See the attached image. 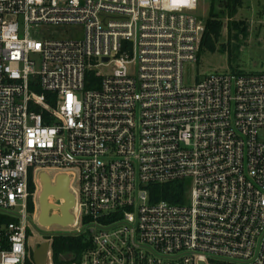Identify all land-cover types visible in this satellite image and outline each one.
<instances>
[{
  "label": "built area",
  "instance_id": "obj_1",
  "mask_svg": "<svg viewBox=\"0 0 264 264\" xmlns=\"http://www.w3.org/2000/svg\"><path fill=\"white\" fill-rule=\"evenodd\" d=\"M203 7L0 0V264H25L42 171L73 185L76 264H264V72L190 79Z\"/></svg>",
  "mask_w": 264,
  "mask_h": 264
},
{
  "label": "rangeland",
  "instance_id": "obj_2",
  "mask_svg": "<svg viewBox=\"0 0 264 264\" xmlns=\"http://www.w3.org/2000/svg\"><path fill=\"white\" fill-rule=\"evenodd\" d=\"M224 1V0H223ZM217 5L222 3V0L215 1ZM210 0H204L203 9L198 11V15L205 18L208 13ZM218 8H220L218 6ZM228 17L225 14L224 20ZM231 20H244L247 25V35L240 37V45L237 50V57L228 62L227 54L220 51L203 52L200 56L198 64L192 66V77L198 76L199 79L204 75L212 72H229V71H245V72H264V0H242L240 7L237 9L236 14ZM60 31L63 28H58ZM227 42V31H223L220 43ZM236 40L232 39L231 44H235ZM50 174H53L50 172ZM46 171H42L39 177L36 178L37 182L41 185L36 191L33 198L34 211L33 217L38 223L35 227V235L29 236V246L35 245L38 241L50 236V233H66V228L57 224H66V212L68 206V195L61 186H66L69 183L67 173H59L51 177ZM66 174V175H65ZM67 176V178H65ZM59 184L55 190L49 186ZM67 181V184L63 183ZM64 184V185H63ZM48 187V191L44 194L43 188ZM68 188V186H67ZM77 189V185H74ZM55 192V193H54ZM58 196V197H55ZM60 200V203L55 205L54 199ZM50 241V239H47ZM69 258V257H66ZM75 264V263H64Z\"/></svg>",
  "mask_w": 264,
  "mask_h": 264
},
{
  "label": "trees",
  "instance_id": "obj_3",
  "mask_svg": "<svg viewBox=\"0 0 264 264\" xmlns=\"http://www.w3.org/2000/svg\"><path fill=\"white\" fill-rule=\"evenodd\" d=\"M216 0H210L208 13L204 18L203 33L200 38L199 52L197 54V62L203 52H215L227 54L228 62L237 57V50L240 45V37L247 35V25L244 20H231L240 7L242 0H222L219 5ZM218 6L220 8H218ZM225 14L228 16L224 20ZM227 31V42L220 43L223 31ZM236 40L235 44H231V40ZM91 74L86 81V88H95L98 80L91 79ZM49 96V94H47ZM187 184L184 180L170 181L162 184H149L150 200L167 201L169 203H182L183 196L186 191ZM29 192H33L34 185L29 182ZM27 209L29 214L34 211L33 196L29 195L27 200ZM1 220L9 221L6 216H2ZM50 239V251L53 264L78 263L83 251L90 246V240L84 233H54L52 236H46ZM69 257V258H66ZM25 264H34L31 257H26Z\"/></svg>",
  "mask_w": 264,
  "mask_h": 264
},
{
  "label": "water",
  "instance_id": "obj_4",
  "mask_svg": "<svg viewBox=\"0 0 264 264\" xmlns=\"http://www.w3.org/2000/svg\"><path fill=\"white\" fill-rule=\"evenodd\" d=\"M65 178H67V176H65ZM57 183L58 182H56L55 185H51V183L49 181V186L52 188V190H55L56 187L59 185ZM63 183L67 184V181H64ZM49 186H47L46 188H43V193L44 194L50 189ZM67 186H68V184L65 187L64 186H61V189L64 190V192H66L67 195H68V188H67ZM48 187H49V189H48ZM55 197H58V196L55 195ZM69 207L70 206H67V209L65 207V212H66V214H65L66 215V220L65 221H67L66 224L52 223L50 225L57 224L59 226H66L68 223H71L72 222V216L69 213ZM48 248H49V242L48 241L44 242L41 245L40 248H35V250L33 252V256H32V260H33V263L34 264H47L46 263V257H47L46 252H47V249ZM199 264H204V263L203 262H199Z\"/></svg>",
  "mask_w": 264,
  "mask_h": 264
},
{
  "label": "flooded vegetation",
  "instance_id": "obj_5",
  "mask_svg": "<svg viewBox=\"0 0 264 264\" xmlns=\"http://www.w3.org/2000/svg\"><path fill=\"white\" fill-rule=\"evenodd\" d=\"M72 187H73V185H72V183H71V181H70V179H69V183H68V200H67V202H68V206H70V207H69V213H70V210L74 207V205H75V200H76V196H75V193H74ZM54 203H55V205H57V204L60 203V200L54 199ZM45 236H47V234H45ZM47 239H48V238H44V239H42L41 241H38V242H37L35 245H33V246L30 245V246L28 247V250H27V257H31V258H32V256H33V252H34L35 248H40L41 245H42L44 242L47 241ZM48 242H49V241H48Z\"/></svg>",
  "mask_w": 264,
  "mask_h": 264
},
{
  "label": "bare ground",
  "instance_id": "obj_6",
  "mask_svg": "<svg viewBox=\"0 0 264 264\" xmlns=\"http://www.w3.org/2000/svg\"><path fill=\"white\" fill-rule=\"evenodd\" d=\"M40 185H41V183L36 181V191H37V189L39 188ZM35 194H36V192H35Z\"/></svg>",
  "mask_w": 264,
  "mask_h": 264
},
{
  "label": "crops",
  "instance_id": "obj_7",
  "mask_svg": "<svg viewBox=\"0 0 264 264\" xmlns=\"http://www.w3.org/2000/svg\"><path fill=\"white\" fill-rule=\"evenodd\" d=\"M66 175V174H65ZM56 199V198H55Z\"/></svg>",
  "mask_w": 264,
  "mask_h": 264
}]
</instances>
